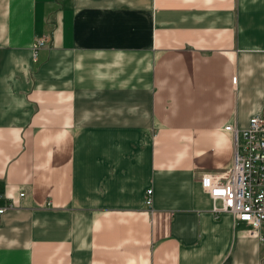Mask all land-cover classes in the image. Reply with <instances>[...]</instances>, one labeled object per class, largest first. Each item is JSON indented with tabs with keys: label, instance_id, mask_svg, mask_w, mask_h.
<instances>
[{
	"label": "crops",
	"instance_id": "1",
	"mask_svg": "<svg viewBox=\"0 0 264 264\" xmlns=\"http://www.w3.org/2000/svg\"><path fill=\"white\" fill-rule=\"evenodd\" d=\"M252 115L264 0H0V264H264L200 182Z\"/></svg>",
	"mask_w": 264,
	"mask_h": 264
},
{
	"label": "built area",
	"instance_id": "2",
	"mask_svg": "<svg viewBox=\"0 0 264 264\" xmlns=\"http://www.w3.org/2000/svg\"><path fill=\"white\" fill-rule=\"evenodd\" d=\"M46 44L44 36L36 37L32 49ZM232 82H236V75ZM223 129L232 135L234 153L231 166L220 174L204 173L201 186L212 199V211L228 212L247 223L251 233H258L264 222V119L252 115L244 128L225 124ZM151 193L152 189L148 188L144 200L148 206L151 205ZM23 194L19 193L20 196ZM0 199H3L1 194ZM11 206V201L6 200L0 206V214Z\"/></svg>",
	"mask_w": 264,
	"mask_h": 264
}]
</instances>
